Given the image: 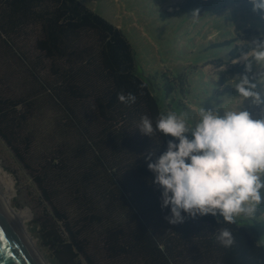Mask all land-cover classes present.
Segmentation results:
<instances>
[{
    "label": "trees",
    "instance_id": "1",
    "mask_svg": "<svg viewBox=\"0 0 264 264\" xmlns=\"http://www.w3.org/2000/svg\"><path fill=\"white\" fill-rule=\"evenodd\" d=\"M215 1L183 0L170 14L202 13ZM246 44L217 61L230 64L216 81L222 94L235 95L231 79L246 74L245 61L232 62ZM156 84L122 29L81 0H0V137L48 207L43 237L57 263L264 264V242L242 218L166 219L144 156L174 138L136 128L142 115L155 124L169 112ZM219 228L231 230L232 247L216 239Z\"/></svg>",
    "mask_w": 264,
    "mask_h": 264
},
{
    "label": "rangeland",
    "instance_id": "2",
    "mask_svg": "<svg viewBox=\"0 0 264 264\" xmlns=\"http://www.w3.org/2000/svg\"><path fill=\"white\" fill-rule=\"evenodd\" d=\"M81 1L122 29L135 51L139 70L157 83L155 94L164 109L177 115L187 114L194 123L201 107H211L213 101L225 109L239 106L240 98L236 94H222L216 84L221 66L225 70L230 64L216 66L218 60H230V51L236 44L250 41L264 31V20L251 11L247 0H217L195 20L192 12L171 16L183 0ZM227 40L232 42L226 44ZM234 60L244 62L240 57ZM167 84L173 85L170 92ZM242 107L253 118L264 116V104L253 105L250 98ZM0 166L14 181L9 195L11 206L15 211L27 212L25 224L18 217L19 225L26 230L25 236L44 264H58L53 249L43 237L42 223L48 217V207L1 137ZM4 183L0 177L2 192L7 191ZM237 217L255 228L264 242V204L255 217Z\"/></svg>",
    "mask_w": 264,
    "mask_h": 264
},
{
    "label": "clouds",
    "instance_id": "3",
    "mask_svg": "<svg viewBox=\"0 0 264 264\" xmlns=\"http://www.w3.org/2000/svg\"><path fill=\"white\" fill-rule=\"evenodd\" d=\"M247 2L264 20V0ZM200 15L199 9L191 13L194 20ZM244 48L240 58L246 74L231 79L239 106L225 109L213 101L211 107H201L194 123L187 114L174 112H161L155 124L142 115L137 123L144 135L174 138L158 156L155 149L144 156L152 182L161 189V208L170 209L166 219L171 224L183 222L182 213L219 215L224 222L234 223L240 215L255 217L264 204V116L253 118L242 107L249 98L253 105L264 104V31ZM118 100L131 104L136 96L119 93ZM214 235L225 248L235 243L228 228H219Z\"/></svg>",
    "mask_w": 264,
    "mask_h": 264
},
{
    "label": "water",
    "instance_id": "4",
    "mask_svg": "<svg viewBox=\"0 0 264 264\" xmlns=\"http://www.w3.org/2000/svg\"><path fill=\"white\" fill-rule=\"evenodd\" d=\"M0 264H44L0 195Z\"/></svg>",
    "mask_w": 264,
    "mask_h": 264
},
{
    "label": "bare ground",
    "instance_id": "5",
    "mask_svg": "<svg viewBox=\"0 0 264 264\" xmlns=\"http://www.w3.org/2000/svg\"><path fill=\"white\" fill-rule=\"evenodd\" d=\"M0 177L2 178L3 182H5L4 184L7 187V191L6 192H2L0 191V195L3 198V201L5 203V205L7 206L8 210L10 211V213L12 214L13 218L15 219V221L17 222V224L19 225V218L21 219V221L24 223L26 221V219L28 218L27 212L26 211H15L14 207L11 206L10 201H11V197L9 196L12 192V188H13V184L14 181L12 178H10L8 176V173H6L2 167L0 166ZM19 217V218H18ZM25 224V223H24ZM20 226V225H19ZM21 230L23 231V233L25 234V229L24 227L20 226ZM31 241V240H30ZM33 246V245H32ZM34 247V246H33ZM35 249V247H34ZM36 250V249H35ZM36 252L38 253V251L36 250ZM39 257L41 258L40 254L38 253ZM43 261V260H42ZM44 263V262H43Z\"/></svg>",
    "mask_w": 264,
    "mask_h": 264
}]
</instances>
